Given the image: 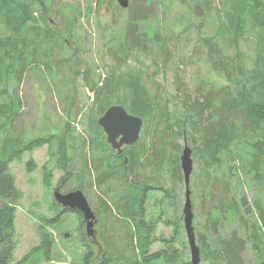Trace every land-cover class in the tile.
Returning <instances> with one entry per match:
<instances>
[{
	"label": "rangeland",
	"instance_id": "374dc122",
	"mask_svg": "<svg viewBox=\"0 0 264 264\" xmlns=\"http://www.w3.org/2000/svg\"><path fill=\"white\" fill-rule=\"evenodd\" d=\"M14 1L13 6H25L28 9L32 18L28 25L34 26L38 32L35 28L33 31H25L28 33L25 38H28L30 53L25 63L23 61L20 66L23 68L20 81L16 59L4 60V67H13L9 71L6 68L2 70L0 65V105H9L5 112H0V126L3 124L5 128L0 130V158H3V151L6 158L10 152L35 139L60 135L67 141V153L71 160L67 169L72 174L70 178L63 180L65 173L55 164L58 155L49 159L48 145L30 153L24 152L19 159L9 164L8 169L14 185L22 195L13 204L15 248L11 264H18L27 256L26 264H87L88 240L83 234L80 216L75 212H63L53 197L55 189L61 184V193L82 190L99 221V225L93 226L96 236L99 233L97 242L103 248L102 253L105 251L107 257L113 259L112 264H124L129 260L140 261L135 240L131 242L124 232L125 229H132L133 225L121 222L115 213L117 211L111 207L110 198L115 195L119 198L122 193L118 180L108 185L111 193L107 197H103L102 192L95 186L93 164L106 155L108 150L81 147L82 140L91 134L90 120L95 111L92 107L93 93L88 86L103 82L117 69L119 72L115 71L116 73L124 75L141 74L148 87L149 97L158 103V117L164 120L168 118L169 124L173 125L169 131L163 120L158 123L156 133H164L162 148H158L160 144L156 139L152 153L149 148L151 144L147 143V154L152 155L149 157L152 159L149 161L142 155L141 164L134 163L130 168V175L136 182L154 187L142 204V221L150 223L161 218L177 223L178 238L170 246L179 252L180 261L176 264L190 263L183 221L184 180L181 169L182 178L176 179L169 158H180L183 148L192 147L194 139L190 134L187 141L180 137L174 139L170 132L176 131V125L187 119L188 106L195 101L201 102L203 93L212 97V92L221 85L223 87L234 83H226L224 77L218 74V66L231 64L232 60V64L244 66L250 72L256 70L254 63L260 50L257 31L253 35L245 34L236 44L226 36L222 40L217 35L218 16L221 22L223 17L220 8L215 12L218 7L217 0L194 4L191 0H185L183 5L175 0H150L153 1L150 8L146 5L148 0H129L126 9L120 8L116 0ZM153 8L159 13L154 15L157 21L150 24L149 17L147 19L144 14L143 16L146 17L144 25L152 26L158 32L157 44L151 45L145 52L128 53L129 59L126 60L125 67L124 59L120 60L117 56V48L122 42L124 46L129 45L127 23L130 24L135 19L137 27H141L143 21L133 16L139 11L144 13ZM2 21L0 19V39L15 36ZM38 33L42 35H37ZM47 33L55 36L54 43H48L49 38L44 37ZM147 34L151 38L149 31ZM160 42H164V45L159 46ZM234 75L230 74V78L234 79ZM123 93V90L117 92L115 100L123 101ZM222 114L224 115L223 112ZM10 115L13 117L8 121L6 116ZM148 126L147 131L153 125ZM242 129L243 131L238 132L240 137L235 139V147H231L225 157H220V164L209 166V174L205 178L201 175L203 168H207L206 164L197 152V160L194 161L191 151L193 168L189 189L192 228L195 239H200L207 230V213L212 211L213 217L217 218L216 232L219 234L214 243L218 245L220 237L223 240L242 241L244 244L237 255V264H262L264 123L257 130L249 125ZM102 135L106 140L103 131ZM146 135L147 132L141 130L138 140L141 144L144 143ZM177 145L181 147L179 154L176 152ZM243 149L248 151L247 155L242 152ZM56 151L57 141L53 140L52 152ZM83 158L87 160L86 169L82 166ZM45 178H48V186ZM241 180H245V183L242 184ZM159 186L164 191H169L173 198H167L163 191L155 190ZM241 199L245 201L243 205ZM230 201L237 205L233 216L219 211V206L227 209ZM2 202L3 199L0 198V207ZM105 203H108L109 213L102 216L101 207ZM104 217L107 218L106 221ZM169 221L167 224L156 222L151 238L170 239L175 226ZM42 232L49 234L52 241L47 259L44 258L43 249L36 254L32 253L41 245ZM214 243L210 245L212 248ZM254 244L257 245L256 248ZM165 248L166 244L162 240L155 239L147 256ZM201 256L199 264H223L224 261L221 256L219 260L211 263L208 259L202 260ZM145 264L169 263L162 258H155Z\"/></svg>",
	"mask_w": 264,
	"mask_h": 264
},
{
	"label": "trees",
	"instance_id": "16d2710c",
	"mask_svg": "<svg viewBox=\"0 0 264 264\" xmlns=\"http://www.w3.org/2000/svg\"><path fill=\"white\" fill-rule=\"evenodd\" d=\"M175 1L182 5L185 4V0ZM191 1L192 4H194L195 2H204L205 0ZM217 1L218 7H216L215 12L220 8L223 14L222 22L218 16L219 24L216 26L217 35L221 36L222 40L224 36H226L229 41L233 40L236 44L239 40L244 38L245 34L253 35L252 33L257 31V42L260 50H258L259 52L254 63L256 68L254 72H250L249 69L246 70L244 66H240L237 63L232 64V60L230 62L231 64H221L218 66V74L220 73L222 77H224L227 84L234 82L232 84L233 86L226 85L221 87V85L217 90L212 92V97H210L208 93H203L201 102L195 101L192 105L188 106V110H186L187 119L183 123L176 125V131L170 132L174 139L180 137V139L187 141L189 139V134L193 137L194 142L192 147H190L193 160L196 159L197 152L200 159L204 161L207 167L205 169L203 168L202 178H205L206 175L209 174L207 171L209 166L215 163L220 164V157H225V155L229 153L230 148L235 147L237 144L235 139H238L236 137L239 136L238 132L241 130L243 131L242 128L249 125L257 130L264 123V0ZM14 3V0H0V19L9 27L11 33L15 34V36H12L15 37V39L12 37L0 39V51L2 52L0 54V65L3 67L1 68L3 70L6 68L3 66L5 59H16L20 81L23 70L20 66L23 65V61L25 63L26 57L30 53L28 38H25L28 33H25V31H33L35 27L28 25L29 22L32 21L28 9L25 6H13ZM146 3L147 7L150 8L153 1L151 2L148 0ZM191 9L192 6L189 7L190 11ZM157 13L158 12L154 11V8L152 10L147 9L144 13H140V11L137 12L133 18H140L143 21L142 26L139 28L136 25L137 22L135 19L132 20L130 24L127 23V35L129 37L127 41L129 45L124 46L122 42L119 43L120 45L117 48V56L120 57V60L124 59L123 65L125 67L127 66L126 60L129 59L128 53L132 51L145 52L151 45L157 44V38H159L158 32L154 27L144 25L146 17L147 19L149 17V20H151L150 24L153 21H157V18L154 17ZM143 14L146 17H144ZM11 21L15 23H11ZM35 31L38 32L37 29ZM147 31L151 33V38H148ZM19 33L23 34L20 35ZM37 35H42V33H38ZM44 37L49 38L48 43L55 42V36L53 34L47 33ZM163 45L164 42L159 43V46ZM25 49L27 50L26 52ZM17 52H20V54H17ZM23 54H26L24 58L22 57ZM10 68L13 67L9 65L6 69L9 71ZM118 70L119 69L115 71L119 72ZM115 71H112L103 82H95L92 86H88L93 93L92 107L95 108V111L94 117L90 120V128L92 129L91 134L87 139L82 140L81 147L84 149L89 147L91 150L96 148H106V150H108L106 155L98 159L96 164H93V171L91 165L90 169L95 173V186L102 192L103 197L110 195L111 191L108 185L116 183L117 180L119 189L122 191L119 198L117 195L110 198L112 201L111 207L118 212L115 213L121 222L133 225L132 229H125L124 232L131 242L135 240L137 254L140 258V261L129 260L124 264H145L155 258H162L166 263L176 264L180 261L179 252L177 249L170 246V244L174 243V240H177L179 234V230H177L179 225L174 221L167 220L172 222L175 226L173 235L170 239L155 238L157 241L162 240L164 244H166V248L147 256L150 245L155 242V239L151 237L156 222L162 221L167 224V221L161 218H159L158 221L150 223H144V221H142V204L146 200L148 194H150V190L154 187L151 188L145 183H138L133 180L130 175L131 166L134 163L141 164L140 157L142 155L149 161L152 159L149 158L152 157V155L147 154V143L151 144L149 148H151L152 153L155 150V143H157L156 139H158L160 144L158 148H162L161 143L163 142L164 133H156L158 123L163 120L169 131L172 129L173 125L169 124L168 118L164 120L162 117H158V114H160L157 110L158 103L149 97L147 91L148 87H146L147 85L145 81H143L141 74L140 76H137V74L124 75L123 73H116ZM138 71L140 70L138 69ZM233 73L235 74L234 79L230 78V74ZM121 90L124 91L123 101L115 100V97H117L115 94ZM112 105L122 106L129 114L142 119V131L147 132V135L143 139L144 143L141 144V142L138 141L130 147H123L120 153H117L106 144L104 136L102 135V129L98 126L97 120ZM7 108H9V105H0V112H5ZM6 117L8 121H11L13 116L10 115ZM158 118L160 120H158ZM149 124L153 126L147 131ZM236 127H238V129H235ZM4 129V125L2 124L0 130ZM53 140L57 141L56 152H52ZM43 145H48L49 147V159H53L58 155L55 164L58 169L63 170L65 173V179L63 180H67L72 174V172L67 169L71 160H69L68 157L67 141L64 136L48 135L35 139L22 145L17 150L10 152L6 155V158H4L5 152L3 151V158H0V198L3 199L0 207V264H11L13 260L12 255L15 248L13 241L15 213L13 204L18 202L22 197L21 192L17 190L14 185L13 177L9 173V164L13 160L19 159L24 152L30 153ZM177 148L176 152L179 154L181 147L177 145ZM242 152L247 155L248 151L243 149ZM169 161L170 164L173 165L174 173L177 176L176 179L180 180L182 176L180 174L179 158L170 157ZM82 166L85 169L87 168L86 158H83ZM77 178L79 179L80 176L78 175ZM45 179L47 180L46 186H48V178ZM61 186L63 185L61 184L59 188ZM104 188L106 189L104 190ZM155 190L163 191L167 198H173L169 191H164L160 186L156 187ZM80 191L82 190L80 189ZM244 203V199H241V204L243 205ZM107 205L108 203H105L104 206L101 207L103 208V211H101L102 216L109 213ZM219 207V211H223L226 214L229 213L233 216L235 215L237 205H235L234 201H230L227 209H223L221 206ZM62 211L74 213L67 209H62ZM106 219L107 218H105L104 221H106ZM242 222H245L244 219H242ZM216 224L217 218L213 217L212 211L208 212L205 221L207 230L200 239L196 240L200 256L202 255V260L208 259V261L214 263L222 256L224 258L223 264H237V255L242 250L244 243L236 240H223L220 237L217 241L218 245H216L214 242L219 237V234L216 232ZM248 238L251 240L250 235ZM40 240L41 245L39 248L34 249L32 253L36 254L43 249L44 258L47 259L52 244L51 236L42 232L40 234ZM213 243L214 246L212 248L210 245ZM254 247L256 248L257 245L254 244ZM107 258L109 264L114 262L112 261L113 259L110 260L109 257ZM27 259L28 256L18 264H26ZM184 264L190 263L187 262Z\"/></svg>",
	"mask_w": 264,
	"mask_h": 264
},
{
	"label": "water",
	"instance_id": "95a60500",
	"mask_svg": "<svg viewBox=\"0 0 264 264\" xmlns=\"http://www.w3.org/2000/svg\"><path fill=\"white\" fill-rule=\"evenodd\" d=\"M118 6L126 9L129 6V0H116ZM98 126L102 129L106 143L111 149L120 153L123 147H130L137 143L143 127L141 118L129 114L122 106H110L97 120ZM180 169L184 180L185 203L183 207L184 230L187 237L188 248L190 252V264L200 263V251L196 245V239L192 228V209L190 201V175L192 173L193 163L191 159V149L185 146L179 158ZM55 202L63 209L79 212L85 222L86 235L91 236L95 224V216L80 190H74L68 193H61L58 190L53 194Z\"/></svg>",
	"mask_w": 264,
	"mask_h": 264
},
{
	"label": "flooded vegetation",
	"instance_id": "af4514ba",
	"mask_svg": "<svg viewBox=\"0 0 264 264\" xmlns=\"http://www.w3.org/2000/svg\"><path fill=\"white\" fill-rule=\"evenodd\" d=\"M57 190L60 191L61 188L57 187L55 189V191H57ZM66 193H68V192H66ZM63 194H65V193H63ZM78 214H79L80 219H81V223H82L81 225L83 226V229H84V233L83 234L86 237L85 239L88 240V246H87V250H86V257H87V260H88L87 264H109L108 261H107L108 258H106L107 255H106L105 251L102 253L101 250H103V248L97 242L98 237H99V233L97 232L98 236H96V234H95L96 230L94 228L95 226L93 227L94 229H93L92 235L91 236H87L86 235V230H85V222L83 221V217H82V215L79 212H78ZM94 216H95V224L94 225H96V224L99 225V221L96 219V214H94ZM101 236H102V234H101Z\"/></svg>",
	"mask_w": 264,
	"mask_h": 264
},
{
	"label": "crops",
	"instance_id": "0c3cea01",
	"mask_svg": "<svg viewBox=\"0 0 264 264\" xmlns=\"http://www.w3.org/2000/svg\"><path fill=\"white\" fill-rule=\"evenodd\" d=\"M245 180H246V176H245ZM245 180H241L242 184L245 183Z\"/></svg>",
	"mask_w": 264,
	"mask_h": 264
},
{
	"label": "bare ground",
	"instance_id": "6f19581e",
	"mask_svg": "<svg viewBox=\"0 0 264 264\" xmlns=\"http://www.w3.org/2000/svg\"><path fill=\"white\" fill-rule=\"evenodd\" d=\"M263 100V99H262ZM257 103V102H256Z\"/></svg>",
	"mask_w": 264,
	"mask_h": 264
}]
</instances>
